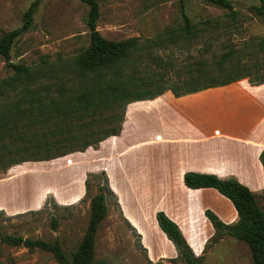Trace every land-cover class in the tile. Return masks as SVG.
Wrapping results in <instances>:
<instances>
[{
  "label": "trees",
  "instance_id": "16d2710c",
  "mask_svg": "<svg viewBox=\"0 0 264 264\" xmlns=\"http://www.w3.org/2000/svg\"><path fill=\"white\" fill-rule=\"evenodd\" d=\"M80 1L88 6L89 44L71 59L59 60V65L43 67L10 60L14 42L32 27L33 16L42 0H32L23 13L21 25L0 37V56L4 57L10 70V74L0 77L2 171L24 161L51 160L84 151L109 136L117 135L126 106L131 102L152 99L167 90L178 97L227 85L241 78H248L252 85L264 82V63L255 61L253 70H247L241 61L231 60L236 50L227 46L215 59L213 67L203 58L196 59L193 64L176 67L173 59L175 80L171 84H160L166 73L147 71L141 67L140 59L143 52L150 54L151 48L161 40L148 38L141 41L138 37L106 39L96 28L101 0ZM197 1L226 9V15L232 22L238 16L234 0ZM258 1L254 13L264 21V0ZM179 6L183 26L165 33L167 38H173V42L179 38L188 41L198 37L210 23V19L200 22L202 26L192 23L185 11V0H179ZM258 46L263 55L264 35L260 36ZM151 58L161 68L170 64V61ZM259 160L264 171V148L259 153ZM101 173L104 183L90 198L86 229L69 254L58 239L47 241L19 234H1L0 242L28 250L48 251L59 264H106L105 259L94 258L95 238L108 212L107 200L115 196L104 172ZM183 182L191 189L214 188L232 203L237 212L235 222L225 223L212 210H204L215 230L212 242H217L223 235L243 241L249 249L252 264H264V207L258 204L249 187L234 177L220 178L215 174L194 171H186ZM155 218L161 231L172 242L177 258L185 264H203V256L193 252L175 221L163 210L156 211ZM56 226V218H52V227Z\"/></svg>",
  "mask_w": 264,
  "mask_h": 264
},
{
  "label": "rangeland",
  "instance_id": "374dc122",
  "mask_svg": "<svg viewBox=\"0 0 264 264\" xmlns=\"http://www.w3.org/2000/svg\"><path fill=\"white\" fill-rule=\"evenodd\" d=\"M31 1L0 0V37L21 25L23 13ZM257 5L258 0H234L238 16L232 22L226 9L202 1L185 0V11L192 23L202 26L199 23L207 19L210 23L198 37L188 41L179 38L173 42V38H167L165 33L184 24L179 0H101L96 28L110 40L159 38L161 43L153 46L150 54L143 52L140 65L147 71L165 72L164 81L159 83L171 84L175 80L173 59L176 67L193 64L198 58L205 59L213 67L215 59L227 46L236 50L231 60L241 61L247 70H253L255 61L264 63V53L262 55L258 46L260 36L264 35V21L254 13ZM87 13L88 6L80 0H42L33 16L32 27L14 42L10 60L49 67L59 65V60L71 59L89 44ZM152 56L170 61L171 65L161 68ZM8 74L10 70L4 57L0 56V77ZM98 150L97 144L51 160L24 161L5 171L0 170V179L8 180L5 189L14 197L7 201L14 203L13 200H17L20 204L13 211L0 207V235L19 234L47 241L58 239L69 254L86 229L90 198L104 183L101 173L104 172L115 198L107 200L108 212L96 234L95 260L105 259L106 264H185L177 256L156 262L150 260L149 249L142 243V234L125 216L109 176L99 166L104 160L100 159ZM151 150L156 148H137L125 159L133 155L142 158L144 152L147 154ZM3 200L4 195L0 193V205L4 204ZM52 218H56V228L52 227ZM211 228L214 229L212 225ZM214 235L206 239L198 254L203 256V264H252L245 242L228 238L217 242L214 248ZM183 236L190 245L184 233ZM166 245L170 247L168 243ZM0 264L59 263L48 251L28 250L0 242Z\"/></svg>",
  "mask_w": 264,
  "mask_h": 264
},
{
  "label": "crops",
  "instance_id": "0c3cea01",
  "mask_svg": "<svg viewBox=\"0 0 264 264\" xmlns=\"http://www.w3.org/2000/svg\"><path fill=\"white\" fill-rule=\"evenodd\" d=\"M98 145L104 160L99 166L109 176L125 216L142 234L150 260L177 256L157 224L158 210L177 223L198 255L215 233L204 210H212L225 223L235 222L238 215L214 188L186 187V171L234 177L254 191L264 207V171L259 160L264 148V82L252 85L248 78H241L178 97L167 90L152 99L131 102L119 133ZM140 147L156 150L144 152L142 158L125 159ZM7 181L0 179L4 195L0 207L13 211L20 204L7 201L14 199L5 189ZM228 238L235 240L226 235L217 242Z\"/></svg>",
  "mask_w": 264,
  "mask_h": 264
}]
</instances>
